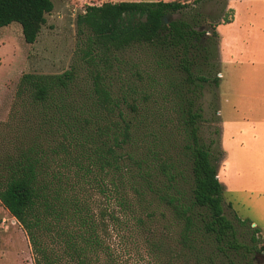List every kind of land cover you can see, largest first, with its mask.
<instances>
[{
    "label": "trees",
    "instance_id": "1",
    "mask_svg": "<svg viewBox=\"0 0 264 264\" xmlns=\"http://www.w3.org/2000/svg\"><path fill=\"white\" fill-rule=\"evenodd\" d=\"M200 1L89 4L79 62L21 76L0 121V201L35 264H119L120 234L152 264H253L264 250L253 221L226 215L223 151L200 134L203 89L220 80L218 23L170 17ZM53 8L0 0V27L18 22L34 43Z\"/></svg>",
    "mask_w": 264,
    "mask_h": 264
},
{
    "label": "rangeland",
    "instance_id": "2",
    "mask_svg": "<svg viewBox=\"0 0 264 264\" xmlns=\"http://www.w3.org/2000/svg\"><path fill=\"white\" fill-rule=\"evenodd\" d=\"M105 1L122 0H53L34 43L25 40L18 22L0 27V121L9 118L24 73H60L79 62L77 16ZM196 12L201 15L194 17ZM170 17L197 18V27L218 23L220 80L203 89L207 120L200 134L216 155L223 151L218 165L226 215L253 221L264 243V0H201ZM238 229L242 241H250L252 228ZM111 244L119 264H152L145 246L131 237L114 235ZM0 264H35L26 231L1 201ZM253 264H264V250Z\"/></svg>",
    "mask_w": 264,
    "mask_h": 264
},
{
    "label": "crops",
    "instance_id": "3",
    "mask_svg": "<svg viewBox=\"0 0 264 264\" xmlns=\"http://www.w3.org/2000/svg\"><path fill=\"white\" fill-rule=\"evenodd\" d=\"M221 75H223V74L221 73Z\"/></svg>",
    "mask_w": 264,
    "mask_h": 264
}]
</instances>
